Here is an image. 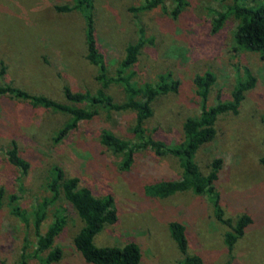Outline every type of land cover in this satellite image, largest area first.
I'll return each mask as SVG.
<instances>
[{
    "label": "rangeland",
    "instance_id": "374dc122",
    "mask_svg": "<svg viewBox=\"0 0 264 264\" xmlns=\"http://www.w3.org/2000/svg\"><path fill=\"white\" fill-rule=\"evenodd\" d=\"M144 1L91 0V15L93 38L107 77L114 76L124 48L140 40L136 62L124 76L131 77L135 88L155 86L161 80L177 84L176 92L153 100L151 116L142 124L144 136L152 142L163 148L178 146L184 121L196 118L203 103L210 107L228 102L237 83L247 76L254 79L236 113L217 117L214 139L199 147L192 160L205 175L209 163L220 159L214 188L224 217L234 221L247 214L252 219L233 245L230 264H264V169L259 165L264 158V52L235 45L236 21L229 0H182L175 16L171 0L151 10L141 9ZM63 5L71 6L72 0H0V86L64 105V86L89 96L101 88L95 81L96 67L84 58L85 10L55 11ZM219 15L223 19L216 28ZM206 73L214 82L203 100L195 94L192 81ZM102 91L113 104L125 100L120 83H110ZM66 105L89 109L87 103ZM68 122L67 116L27 100L0 96V264H39L45 255L36 253L33 218L41 200L51 197L48 183L54 168L76 178L78 186L94 197L112 198L117 221L94 236V246L121 247L132 242L140 251L141 264H178L182 256L168 231L170 222H178L184 227L190 255L199 256L202 264H228L223 243L228 230L215 219L206 196L187 191L156 198L145 192L149 185L180 178L177 158L155 156L144 148L134 152L125 169L123 154L101 144L102 133L134 143L132 112L98 108L91 120L79 122L53 141L55 131ZM12 142L27 162L26 172L6 160ZM13 207L22 220L12 215ZM55 215H62L65 224L53 242L61 258L52 264H85L72 247L82 224L61 197L48 205L39 235L47 232Z\"/></svg>",
    "mask_w": 264,
    "mask_h": 264
},
{
    "label": "trees",
    "instance_id": "16d2710c",
    "mask_svg": "<svg viewBox=\"0 0 264 264\" xmlns=\"http://www.w3.org/2000/svg\"><path fill=\"white\" fill-rule=\"evenodd\" d=\"M166 0H145L141 9L151 10L163 5ZM175 3L171 15L175 16L178 7L183 5L182 0H171ZM230 11L236 21L234 31V43L238 48L248 51L264 52V3L247 4L246 0H229ZM92 2L91 0H72L71 6H57L55 11L67 13L71 10H85V60L96 67L95 81L100 83L101 88L94 96L72 92L67 86L62 87V94L65 101L70 104H89L88 110L80 107L60 104L44 96L32 95L20 89L7 85L0 86V96L6 95L17 100L29 101L33 106H40L50 109L56 113L67 116L69 122L65 123L60 130L55 131L53 141H59L69 131L74 129L79 122L89 121L97 115L98 108L108 109L113 112L128 111L134 114L132 135L134 143L121 141L108 133H102L101 144L110 149L113 153L123 154V168H129L132 155L137 150L149 148L155 156L170 155L179 160L182 170L177 181L160 182L146 187L145 192L150 197L166 198L176 193L190 191L196 195L206 196L213 208L214 217L221 223L227 232L224 234L225 245L229 260L233 245L239 240L244 230L252 224V219L247 214H241L234 221L225 218L220 208L219 198L215 192L214 183L217 180V173L221 167L220 159H213L208 165L207 174L200 173L192 160L193 155L202 145L212 141L215 137V122L218 116L225 113L235 114L239 103L243 99V93L251 89L254 79L250 76L242 83H237L232 89L230 101L218 103L206 107L203 103L196 118H188L182 125L183 141L174 148H163L159 143L152 142L144 136L142 124L151 116V104L160 94L176 92L177 84L166 85L163 80L158 85L144 84L135 88L130 82V76H124L127 69L132 67L137 59L142 42L129 44L124 48L123 58L119 61L113 77H107L104 63L96 47L92 29ZM223 19L219 15L216 20V28ZM215 27L213 28L214 31ZM214 82L212 75L206 73L203 76H196L192 83L195 94L200 99H205L206 94ZM110 83H120L123 87L125 100L120 105L111 103V99L102 91ZM10 148L5 152L7 162L21 172H26L28 165L19 157L15 143H10ZM259 165L264 169V158L259 159ZM48 190L51 197L41 200L34 210L33 227L37 237L36 253L45 254L39 259V264H52L61 258V252L53 246L55 238L60 234L65 220L62 215H55L47 232L39 235V227L44 220L47 207L52 201L60 197L71 206L81 227L72 238V247L85 264H141V255L136 244L128 242L121 247H96L92 240L94 236L105 226L113 225L117 221V214L113 208V200L110 196L103 198L94 197L87 188L79 187L76 178H67L59 168H54V176L48 183ZM1 196V193H0ZM14 203L15 198L9 199ZM13 216L23 219L22 214L16 207L11 209ZM169 236L176 246L177 252L182 256L178 264H202L201 258L190 255L187 250V241L183 225L178 222L168 224ZM21 264V263H20Z\"/></svg>",
    "mask_w": 264,
    "mask_h": 264
}]
</instances>
